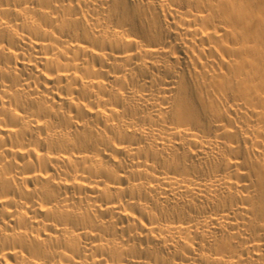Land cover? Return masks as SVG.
Returning a JSON list of instances; mask_svg holds the SVG:
<instances>
[{
    "label": "bare ground",
    "instance_id": "1",
    "mask_svg": "<svg viewBox=\"0 0 264 264\" xmlns=\"http://www.w3.org/2000/svg\"><path fill=\"white\" fill-rule=\"evenodd\" d=\"M0 264H264V0H0Z\"/></svg>",
    "mask_w": 264,
    "mask_h": 264
}]
</instances>
